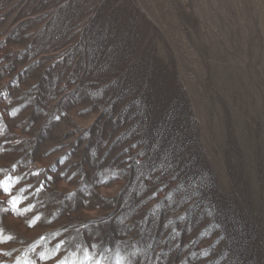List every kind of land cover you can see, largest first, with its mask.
Here are the masks:
<instances>
[{
  "label": "rangeland",
  "instance_id": "rangeland-1",
  "mask_svg": "<svg viewBox=\"0 0 264 264\" xmlns=\"http://www.w3.org/2000/svg\"><path fill=\"white\" fill-rule=\"evenodd\" d=\"M0 241L264 264V0H0Z\"/></svg>",
  "mask_w": 264,
  "mask_h": 264
},
{
  "label": "snow or ice",
  "instance_id": "snow-or-ice-1",
  "mask_svg": "<svg viewBox=\"0 0 264 264\" xmlns=\"http://www.w3.org/2000/svg\"><path fill=\"white\" fill-rule=\"evenodd\" d=\"M5 191L7 192V191H10V190H9L8 188H5ZM14 206L19 207V205H16L15 202H14ZM0 242H2V241H0ZM87 259H88V260H91L92 257L89 255V256L87 257ZM97 264H103V262H102V261H97Z\"/></svg>",
  "mask_w": 264,
  "mask_h": 264
}]
</instances>
